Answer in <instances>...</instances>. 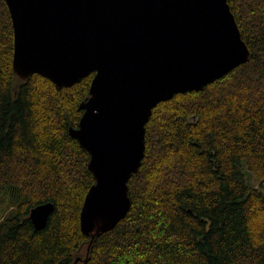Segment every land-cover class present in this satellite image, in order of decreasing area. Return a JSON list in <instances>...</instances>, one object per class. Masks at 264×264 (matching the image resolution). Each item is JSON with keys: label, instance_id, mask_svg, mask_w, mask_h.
Returning a JSON list of instances; mask_svg holds the SVG:
<instances>
[{"label": "trees", "instance_id": "16d2710c", "mask_svg": "<svg viewBox=\"0 0 264 264\" xmlns=\"http://www.w3.org/2000/svg\"><path fill=\"white\" fill-rule=\"evenodd\" d=\"M250 59L160 102L131 207L92 239L80 215L96 182L77 128L95 72L58 88L13 67L0 0V264H264V0H228ZM55 204L37 230L31 209Z\"/></svg>", "mask_w": 264, "mask_h": 264}, {"label": "water", "instance_id": "95a60500", "mask_svg": "<svg viewBox=\"0 0 264 264\" xmlns=\"http://www.w3.org/2000/svg\"><path fill=\"white\" fill-rule=\"evenodd\" d=\"M14 25L13 67L58 88L95 72L72 137L90 154L96 182L82 230L112 229L130 210L129 180L141 166L153 109L201 90L247 62L251 51L228 0H6ZM31 209L37 230L54 211Z\"/></svg>", "mask_w": 264, "mask_h": 264}, {"label": "rangeland", "instance_id": "374dc122", "mask_svg": "<svg viewBox=\"0 0 264 264\" xmlns=\"http://www.w3.org/2000/svg\"><path fill=\"white\" fill-rule=\"evenodd\" d=\"M2 208V206L0 207V209Z\"/></svg>", "mask_w": 264, "mask_h": 264}]
</instances>
